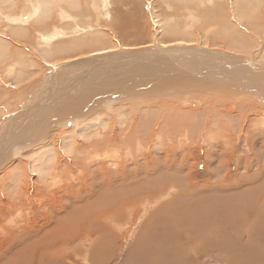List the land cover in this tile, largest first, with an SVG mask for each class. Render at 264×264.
I'll return each mask as SVG.
<instances>
[{"label":"rangeland","instance_id":"obj_1","mask_svg":"<svg viewBox=\"0 0 264 264\" xmlns=\"http://www.w3.org/2000/svg\"><path fill=\"white\" fill-rule=\"evenodd\" d=\"M8 1L9 0H0V128H3V124L7 125L5 133L6 136L8 134L10 135V133H16L18 137L25 142V144L19 145V147L22 146L20 148L22 151L19 152V157L17 158L10 157L3 164V162L1 163L4 159L3 156H5L8 152L3 154L2 157L0 156V195L2 196L3 202L7 204V207L5 205L4 208L0 207V232L2 229H14V232L16 231V234L14 233L15 239H12L10 235L13 231L9 233L10 237L8 234V237L2 235L0 236V264H88L87 255L89 253H91V258L98 257V261L94 259L96 260L94 261L95 264H101L104 263V261L100 262L101 259L99 260V258L102 257L101 255H103V250L104 253L106 251L108 253L109 251L112 252V254L109 253L111 256H109L108 259H105L104 264H139L134 257L136 252L133 251L136 248L135 244L139 241V235H142V227L144 225L149 226L153 216H160L164 219L169 218L174 226L176 223V217L174 212L168 206V204L173 202L175 210H188L187 212L192 214L198 212L204 213L208 209H213L214 207L215 209L223 212H226L227 210L232 211V205L239 203L237 210L240 211V216H234L237 226L235 225L231 228V233L227 230V228L222 227L224 231L229 233L230 242L234 243V245H230L228 241H225L224 243L227 247L222 249L221 257L227 252L231 254L234 259V262H231V264H257L260 258L264 260V102L257 97L260 91L259 93H255L243 86L247 83V79L254 80V71H247L243 74L241 67H237L233 70V68H229L224 63V65L227 66L225 67L228 68L227 71H225V68V70L221 69L224 65L222 67H216V63L218 62L217 56L214 55L217 57L216 60L214 59L215 57H212L213 55L209 58V56L207 57L208 53L202 54L206 48L219 50L225 48V45L228 42L235 41L236 44L235 42L231 45L228 43L229 45L227 44V48H230V46L233 45H238L237 47L235 46V49H243L241 54L239 53V56L248 57V54L252 55L249 58L258 56V59H260V61L264 64V0H248V4H244L246 6L243 7L244 10H242L241 14H245V16L242 17L241 20L237 19L235 16V13L238 12L233 11L237 10V7L235 5V8L232 7V0H218L220 6L218 5L219 7L217 6L214 10L212 7H215L216 5L212 4L213 1L210 0L207 8L212 9L214 11L212 12L214 14L216 13V16L213 15L210 10V15H213V17L211 15V20L209 19V15L207 17L208 21L197 20V22L192 23L189 27H186V23H188V20L190 19L186 18L187 13L185 11L192 12L194 16H196V14H199L201 17L205 16L200 13V9H203V7L199 6L200 4H196V0H185L188 1V3L184 1L177 2V0H101L104 2H101L100 0H76L78 5L73 8H70L67 4H52L51 12L46 18L41 17L37 21H32L30 19V22L26 19V16H28V10L31 7L30 4L34 5L33 1L35 0H31L32 2L30 0ZM99 1L101 5L99 4ZM77 2L75 4H77ZM173 2L174 4H176V2L178 3L175 5L176 7ZM35 3H37V1H35ZM104 4L106 5V8L104 7ZM193 6H197L200 9ZM165 8L171 9L166 10ZM219 12L224 13V15L221 13L218 14ZM157 14L162 15L164 18L162 19V28H164V32H161L154 22V16H157ZM218 15L224 16L225 20H229V17L232 18V16L234 19H231L232 21L230 20V23L224 24L223 26L222 22H225V20L223 19L222 21H219L223 17H219ZM226 16L228 18H226ZM122 17H124L125 20L120 22L119 20ZM218 17L219 19L217 20L216 18ZM213 18L215 20H213ZM10 19L12 23L9 22ZM13 20L16 21L13 22ZM23 21L27 22V24ZM16 25H20V27H17ZM14 26H16L18 30L21 29V31H15L17 29ZM197 26H199V28ZM193 27L197 28L194 29ZM208 28L212 31H209ZM202 29L205 31H202ZM168 31L172 33L170 34ZM208 31L212 32L213 35ZM47 35H52L51 37L53 38L55 37L51 40L50 44L53 47H57L52 48L56 52L51 50L53 53L50 55V49H48L49 52L47 53V55L51 57V62L49 63H52L51 66L54 67H51L48 65L49 63L45 61L46 54L42 53V50L45 48H37L39 45L43 46V39ZM159 38H162V40L167 43L166 45L168 47L176 46L175 49L179 46L180 47L178 49H183L184 47L186 48L189 46L204 47L203 49H199V51H203L196 53L194 55L195 59L193 58L194 60H198L199 58L197 62L199 64L198 66H201V64L204 63L202 64V67L199 68L200 74L196 76L193 73L182 71L180 67L176 66V68L181 71L183 76L179 77L178 73L180 71L177 73V69L169 70L164 68L167 63H173L169 60L164 65L153 64L152 66L150 63V66H147V58L142 62L138 61V57H142L141 52L144 50L142 47L152 46L159 43L157 41ZM188 38L191 40L189 41L190 44H174L178 43L176 42L178 39L187 40ZM58 46H60V48ZM95 48H106L108 52L101 55L90 54V52ZM123 50L129 52V54L133 52V55H119L121 57L118 59L114 58L115 61L113 59H109V55L112 52L119 54V52ZM226 52L238 55L236 52L234 53L230 50H227ZM188 53L189 51L181 54H173V58L180 61H183L186 58L185 61L187 62V57H185V55ZM95 56L102 58V63H96L95 59L92 58L89 59V57ZM190 56L193 57V55ZM127 58L130 59V61L136 62L134 64L136 72H133V70L129 72V76L131 77L127 74L128 70L122 67L123 62ZM207 58L211 60L214 59V63ZM200 59H202V61ZM77 61H81L80 64L75 63ZM207 61L210 63H207ZM253 61L260 67L264 68V65H260L254 59ZM186 62L185 64L188 65V62ZM69 63L71 64L67 65ZM61 64L67 65V67L61 68L63 72L56 68V66ZM9 65L12 67L14 66L11 71L8 70L10 67ZM172 66L175 65L172 64ZM183 67L186 68V65L183 64ZM204 68L207 72L210 71L212 74H210V72H204ZM71 69H73V71ZM17 70H20L22 75H14L18 73ZM238 70H240V72H238ZM51 71L58 79L55 78L56 81H43L47 77L46 75H48ZM231 71L235 72L231 73ZM114 73H116L115 76ZM173 73L174 75H171ZM7 74L10 75L7 76ZM69 74H71L72 77L68 79H74L69 83H76V81L79 80L78 84L81 86L73 87L66 85L65 82L60 84L62 79L65 78L66 81ZM206 74L208 77L205 76L204 78V75ZM111 75L112 78L109 80L107 76ZM154 75L157 77L155 78ZM185 75H187V79H184ZM241 75L242 78H240ZM13 76H16V78ZM195 76L200 79H193ZM87 81L88 83L86 84L85 82ZM47 82L50 86H46L48 84ZM259 82H264V79ZM134 83H136L137 86ZM35 85L38 89H44L43 96L45 95L43 97L44 100L40 101V106L43 109L40 110L42 112V116L39 119L47 118L55 111V109H52L53 112L51 110L49 115L45 116L46 112L44 109H46L47 106H50L49 108H51L60 104V108L63 109L65 107L63 109V114L68 113V115L76 113V108L79 105L78 102L91 103V106H98L97 112L95 113H98L100 118L105 117L107 122H110L111 125L110 127L107 126L105 129L98 130L95 134L99 137L97 141L100 140L101 146L97 147L94 145L97 141L95 143L88 144L87 146L82 143L74 142L70 152H65L61 147V136L62 133L68 132V130L71 129V126L65 129L52 125H46L47 127L44 125L38 126V119H36L38 122L36 120L31 122L30 120L28 124V119L32 118L31 114L28 115V109H36L28 102V92H31L33 86ZM96 87L98 88L97 90H95ZM177 89L184 90L185 93L188 92V96L193 98L191 101L195 100L196 102L188 103L185 106L177 104L179 105L177 106L176 103L179 102L175 99V97L182 94ZM128 91H130L129 94ZM166 91H171L172 95L170 93L165 94ZM172 91H176L177 93ZM144 92L145 94H143ZM97 94L99 96H97ZM104 96H109L111 98L107 97V99H110L109 102L113 104L111 107L105 108V105L108 103L103 102L105 99ZM93 98L96 101L92 100ZM112 98L114 101H112ZM134 101H137V103L140 101L139 105L141 107L138 105L134 106ZM74 103H77V106ZM34 104H36V101ZM84 105L85 104L81 103L78 108H81ZM68 106L69 109L67 108ZM87 106L90 107L89 104ZM168 108L176 111L179 109L180 112H182L181 110L186 112L192 111V113H202V110L208 109V116H200V118H198L196 122V125H198L197 131L193 124L190 126L192 130L188 132V137L184 135L186 133L184 130L181 131V135H184L182 136L183 138H180V128L176 123L180 120V117H175V124L170 127L171 129L168 128L169 130H166L167 134L169 133L168 135H170V140H166L162 144H159L158 148V145L156 146V144H158L159 141L158 139L156 140V138H160V135L158 136L157 134H159L158 131L161 130L163 122L156 121V123H154L153 121L157 120L159 117L164 118V116L168 114ZM23 109L24 111L27 109L26 117H22L20 115L23 112ZM70 109H74V111ZM87 109L88 107L83 108L79 113H85ZM112 110L115 111L112 112ZM141 111H145V115H147L146 119H153L151 123L154 125L147 127L148 129H151L150 132H144L142 134V144L145 145L144 151H135L139 137L134 138L132 145L129 146V150L132 152L133 157L135 159L142 158L141 160L144 162L142 165H135L138 169V176L144 180L147 179L150 176V162L152 157L157 156L160 158L163 156L164 158L166 156L165 152L172 159L174 156L172 157L171 152L174 151L176 154L175 157L181 158L180 156H182L185 159V162L178 163V168L182 169L181 175H178L176 178L171 177L169 179L168 184L171 186L170 189H167L169 185L166 183L158 186V189L164 191V196L163 198L154 199V201L161 203L151 204L152 206L150 205V208L146 209L140 214V216L139 212H137L135 208L130 209L129 212L130 215H133V218L128 224H123L121 228L118 227L113 220L110 221L108 217V220L106 217H102V219H100L101 222L99 225H102L103 227L101 228H104L100 229V231L101 234L105 236L102 237L101 235L102 246H100V249H102L101 252H99L100 249L97 247L99 239L96 238V235L88 238L86 237L85 241L84 239H81L82 237L80 238V235H84L83 231L87 230L84 229V227L87 226V223L90 225L92 220H94L92 215H88V213L92 211L86 210L82 212L83 214L87 213L85 214L86 216L82 213L80 216V214L76 212V209H69L71 211V216L67 210L63 209L61 213L64 215L61 214L60 217H64L65 219L63 218L60 222H58L60 223H57L58 226L54 225L53 220L48 215V212H50L53 208H56L59 204V198H64L62 195L65 190L69 191L75 188L74 186L78 185V183L81 185L85 179L91 178V176L87 173H82L78 175L75 180L72 178L67 180V174L65 172L60 174L59 172L61 176H56L55 178L57 183L47 192L48 194L50 193V195L43 191V188L47 183H49L50 177L48 175L53 168L54 173H57L62 170L63 166H65L68 171L74 170L75 172L78 170H81L82 172L81 167H92L93 169H96V167H100L101 164L104 163L109 166V164L101 157L99 159L87 161L85 151L87 149H91L94 145V148L98 150L100 155L104 148L112 147L109 142H112L115 135L121 130L115 119L120 117L124 125L127 124V126H131L132 124L136 125V123L139 122V117L136 114ZM55 113L57 112L55 111L54 114ZM95 113L89 114L90 117ZM117 114L120 115L117 116ZM129 119H131L130 122L127 121ZM2 120L4 122H2ZM8 120L10 122H7ZM82 122L88 123L87 118L83 119ZM11 125L13 127L15 125V128ZM38 127H45L43 128L44 132L46 129H50L45 132L46 136H44V139L38 142V146H41L28 148V150L24 149V147L30 146L31 141L34 139L32 134L34 135L35 133L40 132V129L42 130V128L39 129ZM7 128L13 132H10ZM31 128L35 131H31ZM36 129L38 130L36 131ZM44 132L43 134H45ZM26 134L31 136L29 137ZM105 135H107L108 138H105ZM164 136L166 137L167 135L165 134ZM9 138L10 137H8V139ZM80 140L83 141L82 139ZM48 145H50L49 150L52 154L48 151L45 155L46 159H48V162L45 165L48 172H46L47 175L43 176L44 179L35 175L32 176L29 171L28 177L32 176L30 179L26 178L21 179L19 182L17 181L15 185L18 184L20 187H18V185L16 187L11 186L14 182L10 180L7 181L4 171L8 170L6 172H9L10 167L15 166L16 164L18 165V169H21L19 166L24 169L27 167L26 165L29 158H31L30 155L35 152L34 149L36 147H38L36 151H39V149H47ZM117 149H119L120 154H123V150L121 148ZM168 149H170V154ZM144 157L145 159H143ZM143 165L146 167L141 168ZM160 173L162 174H160L161 176H165L164 173ZM20 175L23 177L22 173ZM129 175L130 174H127L126 176L129 177ZM224 176H226L225 181H223L224 185L229 183L231 187L235 186V191L233 193L231 188L227 190L222 185L221 182ZM236 176H239L240 179L235 185L234 179ZM1 180H4V182L2 183ZM27 181L30 182L28 183ZM69 184L71 185L67 186ZM17 187L20 189L18 190ZM12 189L13 191H11ZM16 189L20 193L18 191L15 192ZM215 190L221 194L225 193L224 197L218 194V204L216 206L213 205L210 199L211 193ZM11 193L12 196L9 195ZM13 193L16 194L14 195ZM59 194L61 196H59ZM155 195L156 194L150 197L154 198ZM138 207H140L141 210L143 209L141 206ZM156 210H159L160 212H155ZM56 211L52 212V216H55ZM233 212L235 211L233 210ZM206 215L211 216L213 214L207 213ZM78 218H81V220H78ZM73 219L74 222L79 221V223L76 222L78 225L73 226V224H75ZM71 220L73 223H71ZM133 220L134 222L136 221V225L134 222L131 223ZM81 225L84 227H81ZM191 225L196 229L195 220L193 218H190L187 222L180 224L179 232L186 238V240H188L192 235L190 232ZM173 226L168 225L167 227L172 228ZM51 229L58 231L59 236L61 235V238L58 236L60 239L58 238V241L54 244H52L53 234L44 235V233ZM77 229L78 231H75ZM159 229L161 230L162 227L159 226ZM213 229L211 218L206 217V225L204 226L203 231L196 229V231L203 237H199L195 240L190 238V244L194 245L199 243L203 238L206 239L203 240L205 241L204 244L207 241L212 240ZM109 235L112 237L110 238V241H112L113 238L115 239V245H112L114 248H110L108 250L107 247L110 242H108L107 238L104 237H108ZM239 235H244V239H240ZM247 237L251 239L250 244H247ZM65 239L69 241L67 242ZM80 240L83 244L79 243ZM7 243H10L11 245H8ZM27 246V253L23 252L17 255V258L15 256H11L12 254L10 251L13 252L14 250L16 251L18 249L26 248ZM143 247L146 252L149 251L147 245H144ZM168 250H160L157 253L161 256L165 255V261L167 264H171L173 263V260L171 259V256H168ZM190 255L191 254L188 256ZM211 255L212 256L210 258L212 261H207L205 256L200 255V257H198V264H217V259L214 256L215 253ZM160 260L155 264H166L164 256L161 257ZM182 262V257L178 252V256L174 258V263L180 264Z\"/></svg>","mask_w":264,"mask_h":264},{"label":"bare ground","instance_id":"obj_2","mask_svg":"<svg viewBox=\"0 0 264 264\" xmlns=\"http://www.w3.org/2000/svg\"><path fill=\"white\" fill-rule=\"evenodd\" d=\"M12 0H9L8 2H11ZM31 1V0H30ZM35 1H37V3H35ZM33 1L34 5L30 4L31 7L30 9L28 10V16H26V19H28V21L31 19L32 21H37L39 20L41 17L42 18H46L47 15L50 14L51 12V5L52 4H58V3H61V4H67L70 8H73V7H76L78 5V2L76 0H35ZM101 1V0H100ZM100 1H99V4H100ZM158 1V0H157ZM172 1V0H171ZM179 1H184L186 3H188V1H185V0H177V2ZM214 5H216L215 7H212V9L214 10V8L216 9L217 6L219 5V2L218 0H212ZM32 2V1H31ZM77 2V4H75ZM101 2H104V1H101ZM160 2V1H159ZM176 2L175 5H177L178 3ZM232 2V3H231ZM230 3L232 5V7L235 8V6L237 7V10H233L234 12H238V13H235V16L237 19H240L242 17L245 16L242 15V10L244 6V4H248V0H232ZM7 3V2H6ZM184 3V4H186ZM210 3V0H196V4H200L199 6L203 7V9L201 8H198L197 6H193L195 8H198L200 9V13L204 14L205 16L204 17H201L199 14H196V16H194V14L192 12H189V11H185L187 13V16L186 18L190 19L188 20V23H186V27L188 26H191L192 23H195L197 22V20H206L208 21L207 17L210 15V10L211 12L213 11L212 9L210 8H207L208 5ZM217 3V4H216ZM18 5V4H17ZM101 5V4H100ZM136 5V4H135ZM183 5V4H182ZM235 5V6H234ZM54 6V5H53ZM67 6V7H68ZM169 6V5H168ZM178 6H181V5H178ZM220 6V5H219ZM218 6V7H219ZM68 7V8H69ZM104 7L106 8V5L104 4ZM176 7V6H175ZM29 8V7H27ZM77 9V8H76ZM166 9V8H165ZM171 9V8H170ZM170 9H166V10H170ZM220 9V8H219ZM27 10V9H26ZM25 10V11H26ZM61 10V9H59ZM221 11V10H220ZM61 12V11H60ZM130 12V11H129ZM169 12V11H168ZM214 12V11H213ZM212 12V13H213ZM26 13V12H25ZM106 13V12H105ZM221 12H219L218 14H220ZM27 14V13H26ZM126 14V13H125ZM140 14V13H139ZM208 14V15H207ZM222 15H224V13H221ZM10 15V14H9ZM131 15V14H130ZM129 15V16H130ZM212 15V14H211ZM211 15L209 17V19L211 20ZM213 15L216 16V13ZM212 15V17H213ZM11 16V15H10ZM124 16V15H123ZM219 17L221 15H218ZM15 17V16H14ZM13 17V18H14ZM25 17V16H24ZM105 17V16H104ZM216 18L217 20L219 19ZM223 17L221 20L219 21H222L224 19V16H221ZM16 18V17H15ZM60 18V16H59ZM82 18V17H81ZM85 18V17H84ZM155 18V24L158 26L159 30L161 32H164V28H162V25H163V16L160 15V14H157V16H154ZM226 18H228L226 16ZM22 19V18H20ZM231 19H234V17L232 16L229 17V20H225V22H222L223 23V26L224 24H228L230 23V20ZM61 20V19H60ZM125 18L122 17L119 21L122 22L124 21ZM209 20V21H210ZM213 20H215L213 18ZM7 21V20H6ZM16 21V20H13V22ZM232 21V20H231ZM8 22V21H7ZM9 22H11V19L9 20ZM25 22V21H23ZM22 22V23H23ZM30 22V21H29ZM165 22V20H164ZM12 23V22H11ZM21 23V24H22ZM34 23V22H33ZM133 23V22H132ZM9 24V23H8ZM25 24H27V22H25ZM166 24V22H165ZM211 24V23H210ZM132 25V24H131ZM134 25V24H133ZM203 25V24H202ZM201 25V26H202ZM213 25V24H212ZM216 25V24H215ZM219 25V24H218ZM12 26V25H11ZM17 26V25H16ZM14 26L16 29L17 27H20L19 26ZM22 27V26H21ZM199 28V26H197ZM195 27V28H197ZM204 27V26H203ZM202 27V28H203ZM213 27V26H212ZM221 27V26H220ZM14 28V30H15ZM194 28V27H193ZM194 28V29H195ZM211 28V27H210ZM208 28L209 31L213 28ZM223 28V27H222ZM23 29V28H22ZM13 30V31H14ZM24 30H25V27H24ZM15 31H21L20 30H15ZM75 31V30H74ZM85 31V30H84ZM202 31H205L204 29H202ZM207 31V30H206ZM208 31V32H209ZM212 31V30H211ZM218 31V30H217ZM55 32V31H54ZM57 32V31H56ZM58 33V32H57ZM80 33V32H79ZM168 33H172L170 31H168ZM209 33H212V32H209ZM215 33V32H214ZM218 33V32H217ZM52 34V33H51ZM62 35V33H61ZM213 35V33H212ZM216 35V34H214ZM52 35H47L44 37L43 39V46L39 45L37 48H45L44 50H42L43 54H46L45 56V61L47 63L51 62V57H49V55H47V53L49 52V54L51 55L53 52H51V50H53L52 48H57V47H53L51 46V40H53L54 38L51 37ZM59 36V34H58ZM57 37V35H56ZM60 38V37H59ZM41 41V40H40ZM159 43L155 44V45H152V46H147V47H142V54L141 53H137V54H141L142 57H138V61L142 62L144 61L146 58H147V66H151L153 64L155 65H164L167 63V61H172L175 66H172V64L170 63H167L166 64V67L164 68H167L169 70L171 69H177V67H180V69H182V71H185L187 73H193L194 75L198 76L200 73V70L199 68L202 67V63L201 66H198L199 64L197 63L198 60H194L195 59V54L200 52V51H203V50H200L199 49H203L204 47H184L183 49H178L179 47H177L175 49V47H168L165 43V41L162 40V38H159L157 40ZM191 40H189V38L187 40H184V39H178L176 40V42L178 43H174L176 45H182L183 43H185L186 45L190 42ZM61 42V41H60ZM233 42V43H232ZM235 41H231V42H228L231 44H234ZM41 43V44H42ZM54 43V42H53ZM227 43V44H228ZM75 44V43H73ZM171 44V43H170ZM226 44V45H227ZM236 44V42H235ZM54 45V44H53ZM69 45V44H68ZM225 45V48L223 49H208L206 48L204 51H207V52H202L207 54V57L209 56V58H211L210 56L213 55L212 57H215L217 56L218 57V62L216 63V67L218 68L219 66L222 67L224 65V63L229 67V68H233V70L237 67H241L242 68V71H243V74L244 72H247V71H254V75H255V78L254 80L253 79H244L247 81V83H245L243 86L247 87L248 89L252 90V92H255V93H260L257 95V97L262 100L264 102V82H259L261 80L264 79V68L260 67L258 64H256L254 60H256L257 63H259L260 65H264L260 59H258L259 57L258 56H254L253 58H249L250 56H252L251 54H248V57H243V56H239V53L241 54V52L243 51V49H235L237 46L236 45H233V46H230V48H227L228 45L226 46ZM172 46V45H171ZM185 46V45H184ZM206 46V45H205ZM236 46V47H235ZM60 48V46H58ZM155 47V48H154ZM232 47V48H231ZM48 49H50L48 51ZM66 49V48H65ZM37 50V49H36ZM72 50V49H71ZM227 50H230L232 52H236L238 55L236 54H231V53H228L226 52ZM54 51V50H53ZM64 51V50H63ZM110 51V50H109ZM140 51V50H139ZM145 51V52H143ZM189 51V53L187 55H185V57H187V62H188V65L185 64V60L183 61H180V60H176L173 58V54H178V53H184V52H187ZM56 52V51H54ZM60 52V51H59ZM108 51L106 50V48H95L93 51L90 52V54L92 55H101V54H104V53H107ZM1 53V52H0ZM41 53V52H40ZM38 53V54H40ZM135 53V52H134ZM42 54V55H43ZM133 55V52L129 54V52H126V51H121L119 52V54L115 53V52H112L110 55H109V59H113L114 58H120L121 56L123 55ZM201 54V56H202ZM56 55V54H55ZM121 55V56H119ZM140 55V56H141ZM190 55H193V57H191ZM215 55V56H214ZM244 55V54H243ZM200 56V57H201ZM113 57V58H111ZM131 57H134V56H131ZM174 57H177V56H174ZM181 57V56H180ZM198 57V56H196ZM217 57H215L214 59H216ZM95 59L96 63H102L101 59L99 56H95V57H89V59ZM183 58V59H184ZM194 58V59H193ZM49 59V60H48ZM128 59V58H127ZM125 60L122 64V67L124 69H127V74L129 76V72L133 70V72L135 71L136 72V69L134 68V64L136 62L134 61H130V59L128 60ZM150 59V61H149ZM181 59V58H180ZM205 59V58H204ZM208 59V58H207ZM213 60L211 59H208L210 61H212V63H214ZM48 60V61H47ZM202 61V59H200ZM217 60V59H216ZM115 61V60H114ZM19 62V61H18ZM81 61H77L75 63H79L80 64ZM105 62V61H104ZM186 62V63H187ZM90 63V62H89ZM145 63V62H144ZM150 63V64H149ZM207 63H210L209 61H207ZM52 63H49L48 65L51 66ZM71 63L67 64V65H70ZM94 64V63H93ZM143 64V63H142ZM183 64L186 65V68L183 67ZM67 65H64V64H61V65H58L56 66V68L58 70H61V68L63 67H67ZM139 65V64H138ZM171 65V66H170ZM209 65V64H208ZM224 65L221 69H224L225 71H227L228 68H226L227 66ZM10 66V67H9ZM7 67L8 70H12L13 67L11 65H9ZM76 66V65H75ZM140 66V65H139ZM210 66V65H209ZM215 66V65H214ZM226 66V67H225ZM51 67H54V66H51ZM146 67V65H145ZM159 67V66H158ZM205 67V66H204ZM264 67V66H263ZM72 68V67H71ZM76 68V67H74ZM134 68V69H132ZM155 68V67H154ZM253 68V69H252ZM145 69V68H144ZM142 69V70H144ZM157 69V68H156ZM205 69V68H204ZM240 69V68H238ZM15 70V69H14ZM54 70V69H53ZM73 71V69H71ZM138 70V69H137ZM141 70V71H142ZM166 70V69H165ZM178 70V71H177ZM176 72L178 73L180 70L177 69ZM202 70V69H201ZM220 70V69H219ZM159 71V70H158ZM241 71V72H242ZM17 74H14L16 76H19V75H22L21 71L20 70H17ZM60 72V71H59ZM61 72H63L61 70ZM138 72V71H137ZM153 72V71H152ZM202 72V71H201ZM204 72H207L206 69ZM210 72V71H208ZM207 72V73H208ZM234 73L235 71H231V73ZM238 72H240V70H238ZM15 73V72H13ZM25 73V72H24ZM80 73V71H79ZM169 73V72H168ZM172 73V72H170ZM250 73V72H248ZM11 74V73H10ZM10 74H7L10 75ZM28 74V73H27ZM74 74V73H73ZM77 74V73H76ZM75 74V75H76ZM116 73H114V76H115ZM166 74V73H165ZM203 74V73H202ZM210 74H212L210 72ZM253 74V72H252ZM171 75H174L171 74ZM177 75V74H176ZM179 77H183L182 74H181V71L178 73ZM240 75V74H239ZM250 75V74H249ZM16 76H13L14 78H16ZM47 77L43 80V81H47V80H54L56 81L57 76H55L53 74V72L51 71L48 75H46ZM193 78V79H200L198 77ZM206 75H204V78H205ZM244 76V75H243ZM252 76V75H251ZM63 77V76H62ZM72 77L71 74L68 75V77L66 78V81H65V78L61 80V83H66V85H70V86H81L78 84L79 80L76 81V83H69L70 81H73L74 79H68ZM109 78V80H111L112 78V75L111 76H107ZM131 77V76H129ZM155 77V75H154ZM152 77V78H154ZM157 77V76H156ZM155 77V78H156ZM189 77V76H188ZM208 77V76H207ZM217 77V76H216ZM226 77V76H225ZM56 78V79H55ZM87 78V77H86ZM191 78V77H190ZM236 78V77H234ZM240 78H242V75L240 76ZM246 78V77H245ZM132 79V78H131ZM184 79H187V75L184 76ZM209 79V78H207ZM137 80V79H136ZM210 80L212 81V79L210 78ZM243 80V81H244ZM182 81V80H181ZM202 81V79H201ZM204 81V80H203ZM227 81V80H226ZM128 82V81H127ZM218 82V81H217ZM48 83V82H47ZM86 84L88 83L85 82ZM132 83V82H131ZM140 83V82H139ZM220 83V81H219ZM116 84V83H115ZM133 84V83H132ZM136 85V83H134ZM204 84V83H203ZM206 84V83H205ZM238 84V82H237ZM59 85V83H58ZM134 85V86H135ZM139 85V84H138ZM40 86H43V85H40ZM46 86H50V84L48 83ZM60 86V85H59ZM58 86V87H59ZM137 86V85H136ZM143 86V85H142ZM261 87V88H258V87ZM53 87V86H52ZM56 87V86H55ZM244 87V88H245ZM50 88V87H49ZM115 88V87H114ZM133 88V87H132ZM48 89V88H47ZM46 89V90H47ZM68 89V88H67ZM87 89V88H86ZM98 88L96 87L95 90H97ZM139 89V88H137ZM33 90V91H32ZM31 90V92L29 91L28 92V102L33 105L35 108V110L33 109H28V115L31 114L32 115V118L28 119V124H29V121L31 120L34 121L36 119H38V126L40 125H44V126H48V125H52V126H59L61 129H65V128H69L71 126V129L68 130V132H64L62 133V144H61V147L62 149L65 151V152H70V150L72 149L73 145H74V142H77V143H82V144H85L86 146L88 144H92V143H95L99 137L97 135H95L98 130L100 129H105L107 126H111L110 125V122L108 123L106 118H100L98 113H95L97 112V109H98V106L96 105H92L91 106V103H83L81 102L82 104H85L83 107L81 108H78L80 107L79 105L81 103L78 102V107L76 108V113L73 115H68L67 114H63L64 112V107L63 109L60 108V104H57L56 106L54 107H51L49 108L48 106L46 107L45 112H46V115L45 116H48L50 111L52 109H55V111L57 113L54 114L53 110V114H51L50 116H48L47 118H42V119H39L41 116H42V112L40 110H42L43 108L40 106V101L44 100L43 97V92H44V89H38L37 86H33V89ZM45 90V91H46ZM52 90V89H51ZM104 90V89H103ZM143 90V89H142ZM153 90V89H152ZM175 90V89H173ZM180 93L178 97H175L176 100H178L179 103H176L177 104H181L183 106L187 105L188 103H191V102H196L195 100L194 101H191L193 98H191L190 96H188V92L185 93L184 90H181V89H177ZM211 90V89H210ZM254 90V91H253ZM258 90V91H257ZM109 91V90H108ZM131 91V89H130ZM130 91H128V94L130 93ZM133 91V90H132ZM141 91V90H140ZM224 91V90H223ZM230 91V90H229ZM80 92V91H79ZM84 92V91H83ZM98 92V91H97ZM104 92V91H103ZM107 92V91H105ZM138 92V90H137ZM172 92H176V91H172ZM65 93V92H64ZM114 93V92H113ZM125 93V92H124ZM167 93H170L171 94V91L170 92H165V94ZM177 93V92H176ZM184 93V94H183ZM207 93V92H206ZM24 94V93H23ZM22 94V95H23ZM27 94V93H26ZM45 94V93H44ZM57 94V93H55ZM69 94V93H68ZM71 94V93H70ZM79 94V93H78ZM120 94V93H119ZM127 94V95H128ZM132 94V93H131ZM134 94V93H133ZM140 94V93H139ZM145 94V92L143 93ZM247 94V93H246ZM86 95V94H84ZM83 95V96H84ZM94 95V94H93ZM92 95V96H93ZM169 95V94H168ZM172 95V94H171ZM72 96V94H71ZM97 96H99L97 94ZM113 96V95H112ZM116 96V95H114ZM120 96V95H118ZM146 96V95H145ZM202 96V95H201ZM250 96V95H249ZM105 99L103 100L104 103H108L105 105V108H108V107H111L113 104H111V102H109V100L111 99L109 96L110 99H107L106 96H104ZM103 97V98H104ZM117 97V96H116ZM166 97V96H164ZM256 97V98H257ZM27 98V97H26ZM74 98V97H72ZM77 98V97H76ZM91 98V97H89ZM149 98V97H148ZM52 99V98H51ZM124 99V98H123ZM170 99V98H169ZM94 100V98L92 99ZM119 100V99H118ZM140 100V99H139ZM156 100V98H155ZM36 101V104H34V102ZM68 101V100H67ZM75 101V100H74ZM79 101V100H77ZM84 101V100H83ZM96 101V100H94ZM112 101L113 98H112ZM171 101V100H170ZM44 102V101H43ZM86 102H87V99H86ZM98 102V101H97ZM117 102V101H116ZM135 102V101H134ZM133 102V103H134ZM160 102V101H159ZM174 102V100H173ZM176 102V101H175ZM28 103V104H29ZM49 103V102H48ZM95 103V102H94ZM260 103V102H259ZM62 104V103H61ZM67 104V103H66ZM71 104V103H70ZM76 106H77V103H74ZM90 105L87 106V105ZM96 104V103H95ZM140 104V101L137 103V101L133 104L134 106L135 105H139ZM142 104V103H141ZM170 104H173V103H170ZM69 105V104H68ZM177 105V106H179ZM29 106V105H28ZM46 106V104H45ZM73 106V105H71ZM132 106V105H131ZM74 107V106H73ZM72 107V108H73ZM88 107V111L86 110V112L84 113H79L81 112V110L83 108H86ZM100 107V106H99ZM133 107V106H132ZM141 107V106H140ZM166 107V106H165ZM33 108V107H32ZM69 109V106L67 107ZM101 109H103L102 107H100ZM99 108V109H100ZM143 108V107H142ZM196 108V107H195ZM206 108V107H205ZM162 109V108H161ZM168 114L167 115H163V117H159L157 118V120L153 121L154 123H156V121H162L163 124H162V128L160 131H158L159 134H157L158 136L160 135V138L157 137L156 140L158 139L159 143L156 144V146L158 145V148H159V144H162L163 142H165L166 140H170V135L167 134V129H171L170 127H172L175 123V117L179 116L180 117V120L177 121V125H179V132H180V138H183L182 136L186 135L188 137V132L190 130H192V128H190V126L193 124V126L196 128V131H197V128H198V125H196L197 123V120L198 118H200V116H208L207 115V110H202V113H195L192 111H184V110H181L182 112H180V110L178 109L177 111L174 110V109H171V108H168ZM191 109V108H190ZM21 110V108H20ZM27 111V109H25ZM63 110V111H62ZM66 110V109H65ZM70 110H73L74 109H70ZM172 110V111H171ZM24 111L23 109V112L20 114L22 117H26L27 116V112ZM68 111V110H66ZM91 111V112H90ZM115 110H112V112H114ZM44 113V112H43ZM92 113H95L93 116L90 117L89 114H92ZM148 113V112H147ZM70 114V113H69ZM121 114V113H120ZM120 114H117V116H119ZM165 114V113H164ZM15 115V114H14ZM13 115V116H14ZM19 115V114H18ZM107 115H110V114H107ZM138 117H139V122L136 123V125H131V126H127V124L124 125L122 119H120V117H118V119H115L116 120V123L118 125V127L121 128V130L115 135V138L112 142H109L112 147L110 148H104L102 150V153L99 155V152L98 150H96L94 148V145L97 146V147H100L101 146V142L100 140L97 141L92 147L91 149H87L85 151V155L87 156V161H90V160H93V159H99L100 157L102 159H104L108 164H101L100 167H96V169H93L92 167H81L82 169V172L81 170H78V171H74V170H71V171H68V169L63 166L62 170L58 171L56 174L54 173V168L50 171V174L48 175L50 177V181L49 183H47L44 188H43V191H45L46 193L57 183L55 178L56 176H61L60 174L62 173H66L68 179L72 178V179H76L78 175L82 174V173H87L91 176V178H88V179H85L81 185H79L80 183H78V185L74 186L75 188L69 190V191H66L64 192V194L62 195V197L64 198H59L58 202L59 204L57 205L56 208H53L50 212H48V215L49 217L53 220V223L55 226H58L57 223L60 222L64 217H60L63 209L67 210L68 213H70L71 215V211L69 209H76V212L80 214L81 216V213L86 211V210H89V211H92L90 213H88V215H92V218H94V220H92L91 224L88 225L89 223H87V226L84 227L83 225H81V227H84V229H87L84 232V235H80V238L84 241L86 240V237H91L93 235H96V238L99 239V242H97V247H99L98 249H100V246L101 243H102V238H101V231L100 229H104V228H101L103 227L102 225L100 226V222L102 219V217H107L111 220L114 221L115 224L118 225V227H122L123 224H128L130 222V220L133 218L132 216L133 215H130V212L129 210L130 209H134L139 212V216L141 213H143L146 209L150 208V205L152 204H155V203H161V202H156L154 201V199H157V198H163L164 196V191L158 189V186L163 184V183H166L168 184L169 183V179L172 177V178H176L178 177V175L180 176L181 175V172H182V169H179L178 168V163H181V162H185V159L180 156L181 158L179 157H175L176 154L174 151L171 152V155H172V159L171 157H169V155H167V153L165 152L166 156L163 158V156H161L160 158L157 157V156H154L152 157L151 159V162H150V176L147 178V179H142L138 176V169L137 167H135V165H142L144 162L141 160L142 158H139V159H135L133 157V154L132 152L129 150V146L132 145L133 143V139L134 138H138L139 137V141H138V144L135 148V151L137 152H142L144 151V144H142V134L144 132H150L151 129H148L147 127L148 126H151V125H154L153 123H151V121L153 119L151 118H148L146 119V116L145 115V111H141L139 113L136 114ZM34 116V117H33ZM116 116V117H117ZM151 116V115H150ZM115 117V118H116ZM19 118V116H18ZM87 118V121L88 123H83L82 120ZM213 118V117H212ZM211 118V119H212ZM216 118V117H215ZM25 119V118H24ZM164 119V120H162ZM131 119L127 120L130 122ZM233 120V119H232ZM200 121V119H199ZM215 121V120H214ZM2 122H4L2 120ZM7 122H10L9 120ZM14 122V120H13ZM30 122V123H31ZM126 122V121H125ZM57 124V125H56ZM211 124V123H210ZM3 128H0V156L2 157L3 154H5L6 152H8L7 154H5L4 159L3 161H1V163L3 162H6V160L8 158H13V157H19V152H21L22 150L20 149L21 147H19L20 144H25L24 141L21 140L20 137H18V135L15 133V134H12L10 133V135L8 134L6 136V127L7 125L3 124L2 125ZM12 126V125H11ZM28 126V125H27ZM46 126V127H47ZM13 127V126H12ZM15 128V125L14 127ZM39 129L42 128V130L40 129V132H37L35 133L34 135L32 134V137H34V139L31 141V144L30 146L28 147H24V149L28 150V148H33L35 146H38V142L41 140L44 139V136H46V131L47 130H50V129H46V131L44 132L43 131V128L45 127H38ZM52 128V127H51ZM143 128V129H142ZM146 128V129H145ZM178 128V127H177ZM9 130V128H7ZM12 129V128H10ZM29 129V128H28ZM168 129V130H169ZM174 129V128H173ZM15 130V129H14ZM17 130V129H16ZM31 131H35V130H32V128L30 129ZM38 129H36L37 131ZM53 130V129H52ZM185 131L186 133L184 135H181V131ZM10 131V130H9ZM12 131V130H11ZM10 131V132H11ZM25 131V130H24ZM140 131V133H139ZM174 131V130H173ZM176 131V130H175ZM13 132V131H12ZM43 132L45 134H43ZM130 132V133H129ZM8 133V132H7ZM199 133V132H198ZM167 135L166 137L164 135ZM172 134V133H171ZM177 134V133H176ZM28 135V134H26ZM127 135V136H126ZM25 136V135H24ZM29 136V135H28ZM31 136V135H30ZM29 136V137H30ZM172 136V135H171ZM176 136V135H175ZM8 137H10L8 139ZM145 137V136H144ZM105 138H108L107 135H105ZM80 139H82L83 141H81ZM24 140V139H23ZM155 140V141H156ZM216 141V140H215ZM30 142V141H29ZM28 142V144H29ZM170 142V141H169ZM209 142V141H208ZM216 143V142H215ZM43 145V144H42ZM217 145V144H216ZM41 145H39L38 147H40ZM211 146V145H210ZM36 147L34 149V152L33 154H31V158H29L28 162H27V167H25L24 169H22V167L19 166V168L21 169H18V165L16 164L15 166L13 167H10V171L9 172H5L6 174V179L7 181L10 180V181H13V185L11 186H14L16 187L17 185H15L17 183V181L19 182L21 179H30L32 176H38L39 178L41 177L42 179L44 175H47L46 172H48V170L45 168L46 166V163L48 162V159H46L45 155L46 153H50V145L47 146V149H39V151H36L37 148ZM117 148H121L123 150V154H120V151L119 149ZM157 148V149H158ZM169 148V147H167ZM23 149V148H22ZM23 149V150H24ZM217 149V147H216ZM30 151V150H29ZM168 152L170 154V149H168ZM220 153V152H219ZM52 154V153H50ZM212 154V152H211ZM210 155V154H209ZM51 157V156H50ZM128 157V158H127ZM45 158V159H44ZM145 159V157L143 158ZM132 160V161H131ZM130 161V162H129ZM129 162V163H128ZM187 162V161H186ZM2 165V164H1ZM24 166V165H23ZM146 166H141V168H145ZM112 170H111V169ZM114 168V169H113ZM60 169V168H59ZM230 170V169H229ZM228 170V171H229ZM30 171L31 173V177L29 176L28 177V172ZM227 171V172H228ZM60 172V174H59ZM164 173L165 176H161L162 174L160 173ZM23 174V177L22 175L20 174ZM127 174H130L129 177L126 176ZM161 174V175H160ZM41 179V180H42ZM66 179V178H64ZM226 179V176L223 177V180H222V185L227 189L229 190L231 188V191L232 193L235 191V186H230L229 183H226L224 185L223 181H225ZM240 177L236 176V178L234 179L235 181V185L236 183H238ZM40 180V179H39ZM1 182L3 183L4 180H1ZM28 183L30 181H27ZM10 183V182H9ZM32 183V182H31ZM39 185V184H38ZM71 184L67 185V186H70ZM169 185V184H168ZM234 185V184H233ZM66 186V187H67ZM170 186V185H169ZM167 187V189L171 188L170 187ZM7 187V186H6ZM18 187H20L18 185ZM17 189L19 190L20 188ZM68 188V187H67ZM72 188V187H70ZM15 190L18 191V190ZM9 190V189H8ZM7 190V191H8ZM22 190V189H21ZM2 191V190H1ZM13 191V189L11 190ZM10 191V192H11ZM24 191V190H23ZM19 192V191H18ZM6 193V192H5ZM20 193V192H19ZM28 193V192H27ZM14 194V193H13ZM16 194V193H15ZM14 194V195H15ZM23 194V193H22ZM48 194V193H47ZM154 198H151L150 196H154ZM218 194H220L221 196H225V193H218V191H213L210 195V199L213 203L214 206H216L218 204ZM12 196V193L9 194ZM13 195V196H14ZM50 195V193L48 194ZM142 195H145V196H142ZM19 196V195H17ZM21 196V195H20ZM24 196V194H23ZM28 196V194H27ZM46 196V195H45ZM59 196H61L59 194ZM20 200V199H19ZM57 202V200H56ZM57 202V203H58ZM168 204V203H167ZM4 205L7 207V204H5L2 200V196L0 195V207H3L4 208ZM151 205V206H152ZM55 206V205H54ZM138 206H141L143 209L141 210L140 207ZM169 208L174 212V215L176 217V223L175 225L173 226L171 220L169 218H162L160 216H153L151 218V222L149 224V226L147 225H144L142 227V232L141 234L142 235H139L140 238H139V241L137 242V244L135 245L136 248L133 252H136L134 257H135V260L137 261V263L139 264H155L157 261H159L161 259V257L164 256V261H165V255H159L157 252H159L160 250L161 251H164V250H168L169 251V255L168 256H171L172 260H173V263H174V258L178 256V252L180 253L181 257H182V260L183 262L180 263V264H198V257H200V255H203L207 258V261H212V259L210 258L213 254L215 253V257H216V262L217 264H231V262H234V259H233V256L231 254H229L228 252L223 255H222V249H224V247H227V245H225V241H228V243H230V245H234V243H231L230 242V236H229V233L227 231H224L222 229L223 228H227V230L231 233V228L234 227L235 225L237 226V223H236V220L234 218V216H240L239 213L240 211H238V206H239V203L237 204H234L232 205V211H229L227 210L226 212H223L221 210H218V209H215V207L213 209H208L206 212H198V213H189L187 212L188 210H185V211H178V210H175V205H174V202L171 203V204H168ZM89 208V209H88ZM57 209V211H56ZM60 210V211H59ZM233 210L235 212H233ZM53 211H56L55 213V216H52V212ZM155 212H160L159 210H156ZM74 213V212H73ZM72 213V214H73ZM207 213H210V214H213L211 216H207L206 214ZM83 214V213H82ZM87 214V213H85ZM85 214H83L84 216H86ZM133 214V213H132ZM146 214V213H145ZM64 215V214H63ZM69 215V214H68ZM69 215V216H70ZM75 215V214H73ZM72 216V215H71ZM206 217H210L211 218V222H212V226H213V235H212V240H209L207 241L205 244L203 240H206L205 238H203L202 240H200L199 243H196L194 245H191L190 244V238L192 240H195V239H198L199 237H203L202 235H200L197 231H203L204 229V226L206 225ZM76 218V217H75ZM91 218V217H90ZM190 218H193L195 220V227L196 229L191 225V228H190V232H191V236L189 237L188 240H186V238L180 234L179 232V228H180V224H183L185 222H187ZM261 218V217H260ZM65 219V218H64ZM67 219V218H66ZM81 220V218H78V220ZM89 219V218H88ZM76 220V219H75ZM84 220V219H82ZM86 220V219H85ZM104 220V219H103ZM102 220V222H103ZM108 220V219H107ZM105 221V220H104ZM109 221V222H110ZM124 221V222H123ZM222 221V222H221ZM73 222H74V219H73ZM72 220H71V223H73ZM79 223V221H76ZM76 222H74L75 224H73V226L75 225H78L76 224ZM88 222V220H87ZM134 220L131 222L133 223ZM136 224V221L134 222ZM241 223V221H240ZM60 224V223H58ZM86 224V223H85ZM105 224V223H104ZM71 225V224H70ZM107 225L109 226V224L107 223ZM173 226L172 228H169L167 226ZM159 226L162 227V229L160 230L159 229ZM71 227V226H70ZM69 227V228H70ZM107 227V226H106ZM73 229V228H71ZM80 229V227H79ZM82 229V230H84ZM106 230V229H105ZM105 230H102V231H105ZM11 235V238L12 239H15V236H14V233L16 234V231L14 232V229L13 230H10V229H2V231L0 232V236H5V237H8L9 236V233L12 232ZM70 231V230H69ZM75 231H78L75 230ZM81 232V231H79ZM78 232V233H79ZM74 233V232H73ZM8 234V236H7ZM47 234H53V243H56L58 241V238L61 236H59L58 234V231H55L54 229H51L49 230L48 232L44 233V235H47ZM81 234V233H79ZM20 235V233H19ZM59 236V237H58ZM76 236V235H74ZM105 236V235H102V237ZM10 237V236H9ZM43 237V236H42ZM79 237V235H78ZM61 238V237H60ZM59 238V239H60ZM63 238V237H62ZM104 238H107V241L110 242V244L108 245L107 249L109 250L110 248H114L112 247V245H115L114 243V238L112 239V241H110L112 237H110V235L107 237H104ZM239 238L240 239H244V235H239ZM75 239V238H74ZM71 240V239H70ZM96 240V239H95ZM247 240H248V243L247 244H250L251 242V239H249L247 237ZM65 241H69V240H66ZM106 241V242H107ZM105 242V243H106ZM11 243V242H10ZM10 243H7L8 245ZM80 244H83V242H79ZM104 243V244H105ZM96 244V243H94ZM11 245V244H10ZM63 245V244H62ZM61 245V246H62ZM144 245H147V247L149 248V251H145L144 249ZM64 246V245H63ZM107 246V245H106ZM11 247V246H10ZM14 247V246H13ZM66 247V246H65ZM9 248V247H8ZM64 248V247H63ZM5 249V248H4ZM7 249V248H6ZM14 249V248H13ZM60 249V248H59ZM58 249V250H59ZM102 249V248H101ZM101 249L99 250V252H101ZM93 250V249H92ZM97 250V248H96ZM7 251V250H5ZM27 253L28 252V246L26 248H22V249H18V250H14L13 252L10 251V253L12 254L11 256H15L17 258V255L21 254V253ZM109 253L112 254V252L109 251ZM107 251L104 253V250H103V255H101L102 257L99 258L100 262H103L105 263V259L109 256H111ZM205 255H204V254ZM4 254V253H3ZM16 254V255H15ZM98 254V253H97ZM162 254V253H161ZM189 254H191L190 256H188ZM91 253H89L87 255V259H88V264L92 263V264H95L94 261L97 260V258H91ZM93 256V255H92ZM98 256V255H97ZM100 256V255H99ZM188 256V257H187ZM3 257V256H2ZM14 257V258H15ZM167 257V256H166ZM4 258V257H3ZM13 258V257H11ZM10 258V259H11ZM169 258V257H168ZM96 259V260H94ZM12 260V259H11ZM163 260V259H162ZM167 260V259H166ZM262 262H261V261ZM260 260L257 262V264H264V260L262 258H260ZM98 261V260H97ZM134 261V260H133ZM161 261V260H160ZM215 261V260H214ZM7 262V261H6ZM9 262V261H8ZM12 262V261H11ZM16 262V260H15ZM99 262V263H100ZM181 262V261H180ZM104 263H101V264H104ZM159 263V262H158ZM165 263L167 264V262L165 261ZM171 263V264H173ZM237 263H238V260H237ZM7 264V263H5ZM12 264V263H11ZM161 264V263H159ZM169 264V263H168ZM175 264V263H174Z\"/></svg>","mask_w":264,"mask_h":264},{"label":"crops","instance_id":"obj_3","mask_svg":"<svg viewBox=\"0 0 264 264\" xmlns=\"http://www.w3.org/2000/svg\"><path fill=\"white\" fill-rule=\"evenodd\" d=\"M136 225V224H135ZM136 245V244H135Z\"/></svg>","mask_w":264,"mask_h":264}]
</instances>
